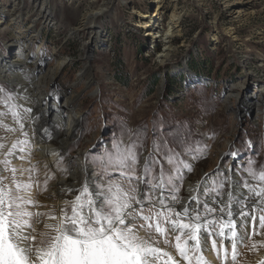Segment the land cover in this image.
Returning a JSON list of instances; mask_svg holds the SVG:
<instances>
[{
	"label": "rangeland",
	"instance_id": "rangeland-1",
	"mask_svg": "<svg viewBox=\"0 0 264 264\" xmlns=\"http://www.w3.org/2000/svg\"><path fill=\"white\" fill-rule=\"evenodd\" d=\"M51 1L50 20L45 23L38 19L31 29V20L41 16L32 0H0V59L15 55L16 50L9 44H28V52L10 65L24 75L29 70L40 74L52 113L64 108L65 90L79 94L75 106L80 118L67 149L56 151L58 142L51 137L52 131L47 133L53 149L63 154V167L72 173L83 157L87 168L94 169L104 180H118L129 187L119 171L110 170L104 176L93 164L97 157L114 151L113 145L119 144L121 148L134 147L139 161L137 176L143 172L145 162H150L152 174L158 175L163 168L170 175H178L167 162L173 156L185 176L180 193L184 198L190 195L188 186H195L198 181L208 187L214 186L213 181L217 185L224 182L225 192L234 190L238 182L255 183L245 169L250 161L255 162L257 170L264 168V0H164L154 17L159 21L158 28L167 26L173 12L181 18L176 23L173 51L163 63L159 62V54L164 42L149 32L157 25L147 27L143 22V14L155 9L152 0ZM96 10L102 12L95 22L91 17L85 27L77 30L83 14ZM14 15L23 19L21 30L36 33L32 43L15 38L17 31L7 19ZM6 19L8 22L4 23ZM59 59L66 61L57 71ZM86 65L93 72L90 85L85 82ZM231 85H237L239 92L228 97ZM256 85L261 86L255 89ZM0 90V113H6L0 116V143L10 148L25 136L4 103L7 97H13L9 104L17 105L16 111L21 115H25L23 108L28 107L40 113L45 103L33 105L25 95L33 90L27 85L19 88L8 80H0ZM23 122L28 144L25 152L17 151L9 157L11 167L35 166L32 178L39 185H34L30 194L39 205L52 206L71 199L67 194L56 195L60 179L67 183L71 175L56 170L57 158L51 165L47 163L48 155L41 148L36 149L31 120ZM37 123L38 119L34 120ZM183 164H191L193 171L189 173ZM53 173L59 179L49 181L44 190L46 174ZM3 175L8 177L5 183L12 178L11 172ZM17 178L27 181L28 174L20 176L18 172ZM247 210L257 217L255 227L259 234L238 246L235 261L229 241H224L227 261L218 258L209 241V248L203 253L209 264L264 262V228H259L258 219L264 212L259 208L253 211L251 204ZM36 224L40 232L44 230L42 224ZM252 230L250 221L247 231ZM161 247L174 254V248Z\"/></svg>",
	"mask_w": 264,
	"mask_h": 264
},
{
	"label": "snow or ice",
	"instance_id": "snow-or-ice-1",
	"mask_svg": "<svg viewBox=\"0 0 264 264\" xmlns=\"http://www.w3.org/2000/svg\"><path fill=\"white\" fill-rule=\"evenodd\" d=\"M12 100L8 96L4 103L25 139L12 143L10 148L0 143V155L4 157L0 160V264H209L203 254L209 241L218 258L227 261L225 240L230 243L235 261L238 246L259 234L255 227L257 217L247 210L251 204L253 211L259 208L264 212V168L257 170L254 161L245 171L255 183L238 182L234 190L225 192L224 182L217 185L213 181L214 186L208 187L198 181L195 186H188L190 195L185 199L180 194L185 176L173 156L167 162L178 175H170L163 168L158 175L152 174L150 162H145L143 172L137 176L139 161L134 147L121 148L116 144L114 151L97 157L93 164L104 176L110 170L119 171L129 187L118 180L106 181L94 169L86 168L83 181L75 182L78 186L57 184L56 195L67 194L71 199H63L58 205H39L30 194L33 186L39 185L32 178L35 166L17 169L11 167L9 159L17 151H26L28 133L23 131V121L37 117L31 115V107L23 108L25 115H21L16 111L17 105L9 104ZM50 154L57 158L56 170L71 175L70 169L63 167V156L56 151ZM183 167L189 173L193 171L191 164ZM4 172L12 174L8 183L4 182L8 179ZM18 172L20 176L27 173L28 180L18 179ZM55 179L59 178L54 173L46 174L44 190ZM241 187L246 192L237 196ZM40 207L47 211H39ZM217 212L221 215L213 216ZM258 219L259 228H264V215ZM250 221L251 233L247 231ZM36 223L42 224L44 230L37 232ZM161 245L174 248V254ZM255 247L253 243L252 248Z\"/></svg>",
	"mask_w": 264,
	"mask_h": 264
},
{
	"label": "bare ground",
	"instance_id": "bare-ground-1",
	"mask_svg": "<svg viewBox=\"0 0 264 264\" xmlns=\"http://www.w3.org/2000/svg\"><path fill=\"white\" fill-rule=\"evenodd\" d=\"M152 1L155 4V9L153 10V12L143 14V18L146 19V21H143V22L147 27H151L152 25H155V26L157 25L156 29L149 31V32L151 33L154 39H158L159 37L164 42V49L159 54V62L163 63L165 59L173 51L172 41H173V37L175 34V28L177 27L176 23L179 21L181 16L177 15L178 13L173 12L171 14L172 19L168 22L167 26L163 29L161 27L158 28L159 21L157 18L154 19V17L158 15V11L161 8L160 6L161 2H163L164 0H152ZM32 2L36 4L41 16H38L31 20L32 22L31 29H33V27L36 25L38 19L44 20L45 23L48 22L50 20L51 14L53 13L51 12V8L53 7L51 0H32ZM100 12L102 11L96 10L92 12H86L85 14H83L82 20L78 24L77 30H80L83 27H85L89 22V18L91 17H93L92 22L94 23L96 20V17L100 14ZM147 17H149V19H147ZM2 18L3 17H1V19ZM17 18L18 16L16 15L11 16L10 18H7L9 19V22L6 19L4 20V23L8 22L9 26L12 27L14 31H17L14 33L15 38L23 39L25 42L27 41V43L29 44L32 43L36 36V33L34 32V30H30V33L26 34V32L24 30H21L20 28L21 24L23 23V19L22 18L17 19ZM97 37L99 40L104 41V37L102 35H98ZM15 44L14 43L9 44V46H13V48L16 50L15 55H13V57L10 59L6 57H3V60L0 59V80H8L10 84L17 85L19 88L22 85L29 86L30 89H33L31 94L25 93L29 101L34 103L33 105H39V106H42V104L45 103L44 107L43 108L41 107L42 111L40 113L37 111H33L31 114L32 116L37 117L38 123L34 124V121L31 120L30 124H33V126L35 127V131H36V136L34 140L37 143L36 149L41 148L42 153H45L48 155L46 160H47V163L51 165L56 157H53L50 154L51 151H55V150L53 149V146H51V141L49 137L47 136V133L49 131H52L51 137L57 140L58 143L55 145L56 151L60 150L61 152H64L67 149L70 141L72 140L74 136V131L77 125V120L80 118L76 111V106H75V103L78 100L79 94L75 93L74 90H68V89L65 90L66 92H63L65 95L64 103H63L64 108L61 109V112H59L58 110H54V112L52 113L50 111V104L48 103L49 99L46 96L47 95L46 85L44 83V80H42V77L40 76V74H38L35 70H29L24 75L21 70H18L17 72L15 70L16 68H13L10 65V62H13L16 58H18V56H23L28 52V47H29L28 44L24 45L20 42L15 43ZM56 61H57L56 69L58 71V69H60V67L64 65L66 60L59 59ZM84 69H85L84 71L85 72L84 73L85 82L87 85H90L92 81L93 72L91 68H89L88 65H86ZM236 86L237 85H231V89L228 92V97H231L232 95H235V96L237 95V93L239 92V88ZM258 86L260 88L261 85H256L255 89ZM233 87L235 90L233 89ZM46 110H48L47 113H46ZM50 113L51 115H53L51 118L49 117ZM59 113H61V115ZM45 129H47V132L44 131ZM43 142H46V145H44ZM50 149L51 151L49 152ZM79 161H80V164L78 165V167H76L74 172L71 173V181H68L67 183H65L66 179H60V183L62 182L65 185L78 186L76 185L75 182L83 181L84 169H86L88 166H87V163L83 160V157L80 158ZM241 193H243L242 188L239 191H236V194H241ZM58 204L60 203H57V205ZM34 227L36 228L37 232H40L38 224H36Z\"/></svg>",
	"mask_w": 264,
	"mask_h": 264
},
{
	"label": "built area",
	"instance_id": "built-area-1",
	"mask_svg": "<svg viewBox=\"0 0 264 264\" xmlns=\"http://www.w3.org/2000/svg\"><path fill=\"white\" fill-rule=\"evenodd\" d=\"M49 103V102H48ZM48 103H47V105H48Z\"/></svg>",
	"mask_w": 264,
	"mask_h": 264
}]
</instances>
